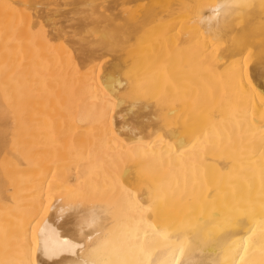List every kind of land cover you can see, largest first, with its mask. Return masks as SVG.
<instances>
[{"label":"bare ground","instance_id":"bare-ground-1","mask_svg":"<svg viewBox=\"0 0 264 264\" xmlns=\"http://www.w3.org/2000/svg\"><path fill=\"white\" fill-rule=\"evenodd\" d=\"M0 264H264V0H0Z\"/></svg>","mask_w":264,"mask_h":264}]
</instances>
